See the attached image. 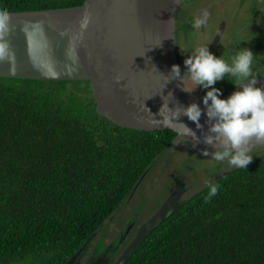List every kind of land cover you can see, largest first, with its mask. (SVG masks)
Listing matches in <instances>:
<instances>
[{"label": "trees", "instance_id": "1", "mask_svg": "<svg viewBox=\"0 0 264 264\" xmlns=\"http://www.w3.org/2000/svg\"><path fill=\"white\" fill-rule=\"evenodd\" d=\"M87 1L0 0V10ZM174 136L100 116L88 80L0 77V264H65L155 172ZM211 183L216 196L205 200L207 185L188 197L124 264H264V152Z\"/></svg>", "mask_w": 264, "mask_h": 264}, {"label": "water", "instance_id": "2", "mask_svg": "<svg viewBox=\"0 0 264 264\" xmlns=\"http://www.w3.org/2000/svg\"><path fill=\"white\" fill-rule=\"evenodd\" d=\"M185 1L89 0L78 7L7 12L8 18L0 28V44L7 45V54L0 57V77L88 80L97 114L125 128L172 130L175 133L172 148L203 157L201 150L207 146L202 141L195 143L191 137L179 138L174 130L178 126L175 123L169 127L157 123L163 119L159 110L164 101L169 110L192 102L202 110L205 107L203 96L185 91V85L168 75L171 66L177 64L176 16ZM85 11L90 20L81 35L79 23ZM257 84L264 86V75L257 77ZM236 90L239 89L229 90L221 98H227ZM161 111L169 114L167 109ZM178 122L186 124L197 136L202 135L186 116L180 115ZM200 123L206 130L203 111ZM263 146L264 142L255 143L251 151ZM146 173L139 177L127 200ZM226 173H216L206 185ZM183 191V188L174 189L110 264H124L142 240L179 208ZM89 241L65 264L79 262ZM84 264H94L93 256ZM98 264H108V261L101 259Z\"/></svg>", "mask_w": 264, "mask_h": 264}, {"label": "clouds", "instance_id": "3", "mask_svg": "<svg viewBox=\"0 0 264 264\" xmlns=\"http://www.w3.org/2000/svg\"><path fill=\"white\" fill-rule=\"evenodd\" d=\"M7 18L8 13L0 10V28L4 27L3 21ZM89 20L90 15L85 11L79 23L81 35ZM204 23V19L198 17L192 27L199 30ZM239 37L240 33L237 32L234 37L229 38L230 43L234 40L236 44L230 62H226L222 56H216L207 46H202L189 51L190 54L183 61V73L180 65L171 66L168 75L172 79L179 80L184 85L187 78L194 85L191 88L184 86L185 91L191 92L197 87L206 89L202 97L205 107L202 110L197 103L192 102L169 110L168 103L164 101L159 110L163 119L157 120V123L165 127L175 123L178 126L174 130L179 138L191 137L195 143L202 141L207 146L201 150L203 156L217 162L227 161L230 167L247 169L253 159L251 148L255 143L264 142V86L257 84V76L253 71V51L248 47H239L243 41ZM180 50L183 52L185 49ZM6 54L7 45L0 44V57ZM226 76L231 78L227 80L239 90L227 98H221V90L214 85L217 81L225 80ZM162 109H167L169 114L164 115ZM202 111L206 116V130L200 123ZM180 115L194 122L202 135L197 136L186 124L178 122ZM208 189L206 201H210L218 193V186L213 183H209Z\"/></svg>", "mask_w": 264, "mask_h": 264}, {"label": "flooded vegetation", "instance_id": "4", "mask_svg": "<svg viewBox=\"0 0 264 264\" xmlns=\"http://www.w3.org/2000/svg\"><path fill=\"white\" fill-rule=\"evenodd\" d=\"M254 3V8L252 10H244L243 7L249 3ZM234 6V7H233ZM204 19L205 23L201 25V29L196 30L192 27V23L196 18ZM239 32L240 42L239 47H248L254 53L253 71L256 76L264 74V60L258 58L264 53V0H186L181 4L177 10L176 16V31H175V51L177 64L180 65L182 73L184 71V59L190 54L189 51H194L195 49L207 46L209 51L214 53L216 56H222L226 62H230L231 56L234 54V48L236 47L235 41L230 43L229 38L234 37V35ZM180 49H185L183 52ZM225 80H220L215 83V85L220 84L219 89L227 88L228 85L232 84L227 79L230 77H225ZM191 81H184L185 87H189ZM199 90L200 88L197 87ZM192 92V91H191ZM179 151V150H177ZM181 152V151H180ZM185 154V153H184ZM194 156V155H192ZM207 173V171H206ZM215 173V171L213 172ZM207 174L208 180L215 174ZM197 175L194 174V179ZM206 182V183H207ZM177 183V182H176ZM184 187H181V185ZM176 188H183V192L179 197V202L185 201L182 199L183 194L189 190V186L186 185L185 180H178V183L174 184V187L166 197L160 201L157 205L152 208L148 207L144 212L143 208L146 202L142 203L137 207H128L129 202L133 201L132 197L123 203L125 205L123 212L118 209L115 212V217H111L106 221V223L100 228L103 231V235L98 234V241L100 240L103 246H100L101 254L93 258L94 264L99 263V258L107 259L108 264L111 263L123 249L130 243V241L135 236L137 230L144 224L161 206L164 200L171 194V192ZM119 215V216H118ZM121 216H126L118 223V226L113 229V222L118 221ZM110 220V221H109ZM113 236L115 244L108 250L107 247L110 244H104V239L108 235ZM96 239V238H95ZM112 238L109 240L111 241ZM97 241V242H98ZM91 241H89V245ZM97 242L95 245H97ZM89 247V246H88ZM94 246L91 250L87 252V257L89 258L90 252L95 248ZM86 254V247L84 248L83 255ZM118 254V255H117ZM117 255V256H116ZM87 258V259H88ZM83 264L85 263L82 262Z\"/></svg>", "mask_w": 264, "mask_h": 264}, {"label": "rangeland", "instance_id": "5", "mask_svg": "<svg viewBox=\"0 0 264 264\" xmlns=\"http://www.w3.org/2000/svg\"><path fill=\"white\" fill-rule=\"evenodd\" d=\"M253 8H254V3L252 2L243 7V9L246 11L252 10ZM258 58L264 60V53L262 54V56H258ZM186 80L188 79L186 78ZM71 86H73L72 83ZM214 86L216 88H220V84ZM189 87L190 88L194 87V85H192V83L190 82ZM197 91L198 89L196 88L192 92L198 93ZM172 150L168 152L164 160L159 161V165L156 166L155 172H152L151 174L149 173L150 175H147L143 179V181L141 182V184L139 185V187L137 188V190L135 191L132 197L133 201L129 202L128 207L130 208L137 207L142 203L146 202L143 208V212L148 207L152 208L154 205H157L160 201H162L166 197V195H168L170 190L173 189L174 184L176 186L179 179L185 180L186 185L190 187L189 190L182 196V199L186 200L188 197L196 194L203 186H206V182L208 180V176H206L207 174H212L214 171L215 173H219L233 168L227 164V161L217 162L212 160L210 157L187 155L184 154L183 152L175 150L174 148H172ZM260 150L261 149H259V151L256 152L251 151L253 158L257 156L260 152H264V150L263 151ZM194 174L197 175L196 176L197 180L194 179ZM124 207L125 205L124 206L121 205L119 209L121 208L120 210L123 212ZM113 217H115V214L113 215ZM123 219H126V216H121L118 221L113 222L114 231H115V227L118 226V223L121 220L122 223L124 222ZM98 234L102 236L103 231L100 229L97 231L95 237L90 242L91 244L89 245V247L86 248V254H84L81 260L76 264H83L82 262L84 261L86 262L88 258L87 252L89 251V249L91 250L94 246L96 247L90 252V256H93V258L101 254L102 252L101 250H104L101 248L99 249V247L103 245L101 244L100 240L98 241ZM113 236L114 234H112V237L108 235L107 237H105L103 241L104 244L105 243L107 244L109 242L108 244L110 245L107 247L108 250H110L115 244L114 240L116 238L113 240ZM111 238L112 240L109 241ZM96 242L97 245H95ZM120 253L118 252V254Z\"/></svg>", "mask_w": 264, "mask_h": 264}]
</instances>
